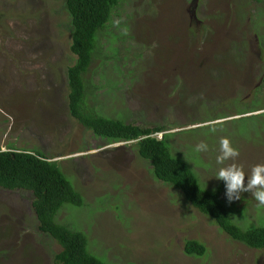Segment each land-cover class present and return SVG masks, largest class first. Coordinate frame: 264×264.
Returning <instances> with one entry per match:
<instances>
[{
  "label": "rangeland",
  "instance_id": "374dc122",
  "mask_svg": "<svg viewBox=\"0 0 264 264\" xmlns=\"http://www.w3.org/2000/svg\"><path fill=\"white\" fill-rule=\"evenodd\" d=\"M63 2L0 0V151L57 162L84 206L64 205L56 221L84 233L105 264H264V250L232 239L155 180L134 142L101 140L70 118L65 74L75 57ZM192 2L119 0L100 40L102 54L117 53L93 60L85 78L97 89L87 102L108 118L164 126L171 155L218 192L238 226L258 227L264 206L250 193L229 204L214 177L221 138L240 153L226 164L246 175L264 164V0H196L195 12ZM200 142L207 153L194 151ZM31 201L28 191L0 188V264H53L61 249L38 232ZM187 241L204 255H186Z\"/></svg>",
  "mask_w": 264,
  "mask_h": 264
},
{
  "label": "trees",
  "instance_id": "16d2710c",
  "mask_svg": "<svg viewBox=\"0 0 264 264\" xmlns=\"http://www.w3.org/2000/svg\"><path fill=\"white\" fill-rule=\"evenodd\" d=\"M118 5L119 0L63 2L69 19V51L75 57L65 74L70 118L101 140L110 143L134 142L138 156L149 163L155 180L179 190L192 208L214 220L232 239L248 248L264 250V225L248 229L238 226L232 220L231 210L220 200L218 192L203 188L189 166L171 155L167 133L160 140L151 137L152 134L166 132L164 126L128 124L120 118L100 115L88 105L87 97L93 94L91 89H97L91 87L93 84L86 83L85 76L90 65L95 58H111L109 52L115 56L117 53L116 49L108 47V54H102L100 40ZM0 188L10 192L24 190L31 193V208L38 232L55 241L61 248L53 256V264H105L103 257L102 261L90 250L84 233L56 221V215L64 205L84 206L83 198L70 184L56 161L46 158L42 153L7 146L6 150L0 151ZM250 224L253 222L250 221ZM87 245L95 255L88 251ZM184 253L201 257L205 248L196 241H187ZM123 264L133 263L126 261Z\"/></svg>",
  "mask_w": 264,
  "mask_h": 264
},
{
  "label": "clouds",
  "instance_id": "9594fccd",
  "mask_svg": "<svg viewBox=\"0 0 264 264\" xmlns=\"http://www.w3.org/2000/svg\"><path fill=\"white\" fill-rule=\"evenodd\" d=\"M194 151L207 153L209 148L206 143L200 142L195 146ZM239 155V151L231 146L229 139L221 138L219 154L215 157L218 167L214 178L224 182L225 196L229 204L241 200L244 193H250L258 206H264V164H256L251 168L250 175H246L243 166L236 163L226 164L228 161H235ZM208 180L205 181L206 184Z\"/></svg>",
  "mask_w": 264,
  "mask_h": 264
},
{
  "label": "bare ground",
  "instance_id": "6f19581e",
  "mask_svg": "<svg viewBox=\"0 0 264 264\" xmlns=\"http://www.w3.org/2000/svg\"><path fill=\"white\" fill-rule=\"evenodd\" d=\"M162 133H163V132L152 134L151 137H155V138H157V137H156V134H158V135H160V137H159V139H158V138H157V139L160 140V139L162 138V136H163ZM164 134H165V133H164ZM118 143H120V142H118ZM124 143H126V142H124ZM127 143H128V142H127Z\"/></svg>",
  "mask_w": 264,
  "mask_h": 264
},
{
  "label": "flooded vegetation",
  "instance_id": "af4514ba",
  "mask_svg": "<svg viewBox=\"0 0 264 264\" xmlns=\"http://www.w3.org/2000/svg\"><path fill=\"white\" fill-rule=\"evenodd\" d=\"M193 9H194V12H195V5L192 3L188 9V11H192L193 12Z\"/></svg>",
  "mask_w": 264,
  "mask_h": 264
},
{
  "label": "water",
  "instance_id": "95a60500",
  "mask_svg": "<svg viewBox=\"0 0 264 264\" xmlns=\"http://www.w3.org/2000/svg\"><path fill=\"white\" fill-rule=\"evenodd\" d=\"M195 1H196V0H193V2H192V3H194V5H195Z\"/></svg>",
  "mask_w": 264,
  "mask_h": 264
}]
</instances>
